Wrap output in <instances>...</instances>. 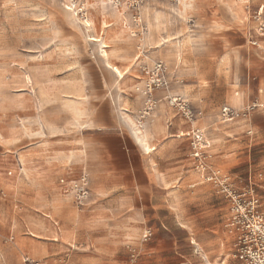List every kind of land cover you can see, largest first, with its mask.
Wrapping results in <instances>:
<instances>
[{
	"label": "crops",
	"instance_id": "obj_1",
	"mask_svg": "<svg viewBox=\"0 0 264 264\" xmlns=\"http://www.w3.org/2000/svg\"><path fill=\"white\" fill-rule=\"evenodd\" d=\"M88 1L98 4V9L90 16L93 20L89 29L83 26L89 31L88 34L93 33L99 38L100 55L107 67L113 63L101 49L108 47L106 42H115L124 34V29L119 27L116 20L118 8L105 0ZM169 1L174 3L173 9L179 19L177 29L170 30V36L163 38L164 41L154 43L156 40L151 37L148 22L144 23L143 26L149 30L146 34L150 35L144 39L145 46H149L151 50L146 51L145 58L142 59H138L141 54L135 55L134 61L129 64V67L134 64L138 67L151 65L154 60L162 58L172 71L168 77L169 87L154 94L157 99L156 108L142 129L149 133L146 135L142 130L136 132L133 129L134 122L128 116L125 121L132 127L127 125L125 129L109 120L98 128L99 136L105 134L114 137L113 142L104 139L101 143L100 157L97 159L96 169H92V176L86 171L90 178L91 193L98 195L97 199H104V196L113 199L110 203L99 202L87 215L98 219L102 231L99 234L87 231L85 237L82 231L72 226L74 212L66 210L61 213V209L57 210L56 207L59 202L55 201V206H52L50 214L43 221L28 222L26 229L19 232L12 226L7 235L0 234V264H20L24 256L45 264H60L66 258L76 264H148L150 259L154 263L163 254L168 255L176 250L169 236L167 220H160V226L157 223L152 226L154 235L145 249L150 259H140L137 263L136 260L132 261L124 247L125 243L135 242L143 228L152 227L140 223L137 238H132L130 222L122 219L109 223L103 220L108 217L107 204L110 208L121 210L174 211L179 224L184 221L195 232L211 233L210 242L215 244L210 247L211 254L223 253L221 241L228 240L225 223L229 214V202L217 183H208L210 180L206 179L207 182H204L202 175L190 167L192 162L185 157L180 146L185 140H189L185 133L191 128L205 130L216 125L217 117L220 118L219 111L224 105L233 109L250 107L253 111L264 108V26L263 31H260V25H264V0ZM163 13L165 12L161 11L158 16H163ZM90 17L87 18L91 20ZM188 18L192 20V24L183 21ZM127 24L130 30L133 29L130 20ZM200 25L203 26L200 28L203 34L195 36L194 32L198 31ZM162 26L166 28L165 24ZM132 35L129 36L134 53L142 45L139 41L143 37ZM165 47L175 50L174 58L162 57ZM105 52L107 53L106 50ZM127 65L119 64L121 67ZM125 72L122 71L121 76L115 73L104 75L105 83L108 80L122 84L113 92L101 90V95L104 98L108 95L118 109L123 110L121 113L127 115L128 112L135 120L143 101L137 93L130 90L136 73L131 77L125 75ZM166 95L181 96L191 110L194 113L200 112L203 118L187 121L179 111L166 103ZM212 114L215 116L214 121L206 122L205 117L210 119ZM121 118L124 116L121 115ZM143 134L147 143L143 140ZM216 140L214 137L208 140L209 148ZM24 153L23 162L19 157L17 159L18 170L23 172L25 162L28 167L33 166L31 178L36 185L56 188L58 178L65 176L67 181L61 185L67 186L68 180L72 179L69 177L78 173L80 165L53 160H50L48 166L37 168L36 164H30V161H37L36 156ZM138 157L141 159L139 162ZM220 161H210L211 171L213 167L222 174L225 171L227 173L228 159H225V165ZM2 184L12 188L9 180ZM34 189H28V195L36 197L38 193ZM190 203L199 207V213L193 215L192 219L186 218L185 212ZM17 204L15 202L16 207ZM54 218H58L59 223ZM77 242L82 245L80 250ZM95 242L97 246L93 245ZM193 244L194 248L198 245L195 240Z\"/></svg>",
	"mask_w": 264,
	"mask_h": 264
},
{
	"label": "rangeland",
	"instance_id": "obj_2",
	"mask_svg": "<svg viewBox=\"0 0 264 264\" xmlns=\"http://www.w3.org/2000/svg\"><path fill=\"white\" fill-rule=\"evenodd\" d=\"M105 1L118 8L116 20L119 27L124 29V34L115 42H106L108 47L104 49L113 64L117 66L121 63L128 64L125 67L119 66L123 72L126 71L125 75L132 77L136 73L130 90L137 93L143 101L141 94L135 88L142 86L144 80L148 78L144 72L145 66L151 68L159 59L154 60L151 65L138 67L134 64L129 67L135 55L141 54L138 59L145 58L146 51L149 52L151 48L145 46L144 39L150 35L146 34L149 30L144 25L145 34L144 37L142 35L143 38L140 36L142 40L139 41L142 45L133 53L129 36L132 29L130 30L127 22L131 21V15L137 11L142 25L148 22L151 37L156 40L154 43L164 41L163 38L167 39L170 36V30L177 29L179 25V19L173 9L174 3L169 0H138L137 4L131 7L128 3L132 0H118L119 4L115 0ZM71 3L76 14L73 13L72 8L71 11L66 9ZM97 9L98 4L88 0H0V234L2 235H7L12 226L16 232H19L23 228L26 229L25 225L28 222L43 221L50 214L52 206H55V201L59 202L56 207L57 210L61 209V213L66 210L74 212L72 226L82 231L85 237L87 231L88 233L94 231L96 234L102 231L98 219L87 215L98 206L99 202H112L111 197L104 196V199H97L98 195L91 193L90 188L86 203L78 206L67 190L68 187L61 185V178H58L56 188L36 185L31 178V170L34 167H28L25 162L26 166H23L25 168L20 173L17 164L18 157L23 162L24 152H29L31 157L36 156L37 161H30V164H36L37 168H44L49 165L50 160H53L70 163L69 165H80L77 169L78 173L69 178H76L82 169H85L91 177L92 169H96L97 159L100 157L101 143L104 139L112 142L114 140L113 135L99 136L98 128L112 120L126 129L129 125L125 121L127 116L137 126V117L134 120L128 112L127 115L121 113L123 110H119L108 95L106 98L101 95V90L113 92L119 89L118 86L122 83L103 81L104 75H112L114 72L105 66L100 55L99 42L88 40L89 31L79 22L84 19L83 16L90 17ZM161 11L165 13L162 14L163 16H158L161 15ZM183 21L192 24L190 18ZM163 24L166 28H163ZM201 27L203 26L200 25L198 31L194 32L195 36L203 34ZM174 53V49L165 47L162 57L174 58ZM164 64L163 73L169 87L168 77L172 71L166 62ZM250 111L229 122H223L222 118L217 117V124L204 130L208 140L211 137L217 139L215 144L211 143V148L206 149L205 165L211 166L212 159L221 160L220 162L225 165V159H228V170L224 175L229 177V183L237 188L252 184L261 198L262 210H264V108ZM121 115L124 118H121ZM197 118L202 119L203 114L195 113L194 119ZM214 119L215 116L212 114L210 119L205 117L204 120L213 122ZM145 123L146 121L142 128L139 127L141 130L144 129ZM143 133L147 135L149 132L143 131ZM180 149L192 162L190 167L197 168V161L191 156L189 140H185ZM140 160L138 157V162ZM210 172L212 171L208 168L204 175H209ZM62 178L67 181L65 176ZM203 178L201 179L207 182ZM5 180L11 182L12 188L2 184ZM28 189L36 190L38 196L28 195ZM15 202H18L17 207ZM106 206L109 207L106 209L108 217L103 220L109 223L122 219L130 222L129 230L133 232L132 238L135 239L140 231V223L152 227L156 223L160 226V220H167L169 236L176 250L168 255L163 254L152 263L153 259L147 257L145 250L154 235V227H152L151 236L139 247L136 263L140 259H150L151 262L148 264H210V262L218 264L226 259L228 252L230 254V238L224 242L221 255L211 254L210 247L215 246L210 242L211 233L195 232L194 228L187 226L184 221H180L179 224L174 211L168 213L166 210H121L110 208L109 204ZM197 208L199 207L190 203L185 211L186 218L192 219L193 215L199 213ZM54 220L59 223L58 218ZM192 239L198 243L197 247L202 249L201 255L194 251L195 245L191 242ZM132 243L139 246V238ZM77 245L80 250L82 245L78 242ZM93 245L97 246L96 242Z\"/></svg>",
	"mask_w": 264,
	"mask_h": 264
},
{
	"label": "built area",
	"instance_id": "obj_3",
	"mask_svg": "<svg viewBox=\"0 0 264 264\" xmlns=\"http://www.w3.org/2000/svg\"><path fill=\"white\" fill-rule=\"evenodd\" d=\"M118 2V0H115ZM138 0H132L128 3L133 7ZM259 11V10H258ZM258 14V13H257ZM86 18V16H83ZM133 29L131 32L140 37L145 32L142 25L140 14L136 11L131 15ZM263 24L260 25V31H263ZM255 43V41H252ZM139 48V47H138ZM165 64L159 60L153 63L151 68L145 66L144 72L148 78L144 80L142 86H136L135 90L139 92L143 98V105L137 114V126L143 127L144 121L151 115L156 108L157 99L154 97L156 91L167 89V80L164 75ZM166 103L179 111L184 119L192 121L194 112L190 106L181 98V96H165ZM252 108L246 107L242 109H233L228 105H224L220 109V118L223 122L236 120L240 115L250 113ZM198 113V112H197ZM198 114H201L200 112ZM139 128V129H140ZM185 135L189 138L191 146V156L197 161V168L206 166V149L209 148L208 139L204 134V129L191 128ZM207 170V169H206ZM205 174V172H204ZM213 175V172H210ZM211 176L210 181L217 183L221 192L229 202V214L226 219L225 229L228 240L230 238V254H226V259L218 264H264V210H262L261 198L252 184L244 187H235L229 183V177ZM222 177V178H219ZM65 179H60V183H65ZM90 180L88 173L83 171L76 178L68 180V191L72 194L75 203L82 206L86 203L89 191ZM151 228L145 227L140 233L139 246L135 243L127 242L124 247L127 250L132 261L139 256V247L151 236ZM196 253H200L201 249L197 246L194 248ZM230 257V262H229ZM20 264H45L40 260L24 256L21 258ZM60 264H76L70 259H63Z\"/></svg>",
	"mask_w": 264,
	"mask_h": 264
},
{
	"label": "bare ground",
	"instance_id": "obj_4",
	"mask_svg": "<svg viewBox=\"0 0 264 264\" xmlns=\"http://www.w3.org/2000/svg\"><path fill=\"white\" fill-rule=\"evenodd\" d=\"M144 2V1H143ZM74 7V5L71 3V5H70V7H68V6H66V9H68V10H70L71 11V8H72V10H73V13H75L76 14V12H75V9L73 8ZM80 10V9H79ZM246 17H247V15H246ZM88 20V21H87ZM91 21L92 20H90V19H88V18H84V19H82L81 21H79L80 23H82L84 26H86L87 28L91 25ZM89 29V28H88ZM95 32V31H94ZM134 34V33H133ZM88 40H90V41H99V38L97 37V35H95V34H88ZM102 43V42H101ZM107 46V45H106ZM101 51H102V53L105 55V57L107 58L108 56H107V53L105 52V50H102L101 49ZM180 55V54H179ZM222 58H224V57H222ZM106 60V59H105ZM107 61V60H106ZM221 62V61H220ZM107 68H109L110 70H112L116 75H118V76H121L122 75V71H121V69L119 68V67H117L116 65H114V64H108V66H107ZM133 129L136 131V132H140L141 131V129H139L136 125H135V123H134V126H133ZM149 132V131H148ZM138 136V135H137ZM142 140V139H141ZM143 140H144V142L145 143H147V140H146V136L143 134ZM142 140V141H143ZM147 145H149V144H147ZM210 169V167L209 166H202V167H199V168H195V170L196 171H198L199 173H200V175H202V177H204L206 180H208V179H210L211 178V176L214 178V174H216V175H223L224 176V178L225 177H227L226 175H224V174H222V172L220 171V170H217V169H215V170H213L212 172H213V175H204V172L206 171V169ZM222 176V177H223ZM224 242H225V240L224 241H222V245L224 246ZM192 243H194V240L192 239ZM210 264H211V262H210ZM214 264V263H213Z\"/></svg>",
	"mask_w": 264,
	"mask_h": 264
}]
</instances>
